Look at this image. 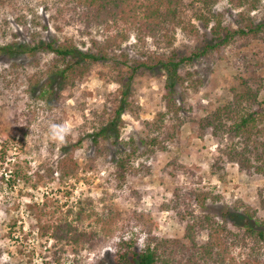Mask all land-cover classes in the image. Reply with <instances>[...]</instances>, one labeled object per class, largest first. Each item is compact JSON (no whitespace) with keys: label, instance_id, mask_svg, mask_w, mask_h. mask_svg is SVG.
I'll list each match as a JSON object with an SVG mask.
<instances>
[{"label":"rangeland","instance_id":"1","mask_svg":"<svg viewBox=\"0 0 264 264\" xmlns=\"http://www.w3.org/2000/svg\"><path fill=\"white\" fill-rule=\"evenodd\" d=\"M214 11L222 25L231 28L242 24L239 13L246 12L232 9L225 0L218 1ZM184 14L197 26L198 36L177 27L166 47L158 38L138 40L121 25L108 31L102 25L86 27L59 0L0 1V46L20 49L12 55L0 54V264H115L119 238L134 240L137 248L143 247L148 232L160 238H181L180 216L209 214L220 220L226 208L253 212L264 221L263 177L240 172L235 163H221L218 175L211 170V164L223 158L221 150L244 146L242 138L225 132L200 137L197 126L199 119L230 100L228 90L237 77L264 80V36L244 43L236 39L180 65L182 79L172 97L185 121L167 151L152 154L139 144L140 138L148 136L144 122H154L158 113L165 114L163 124L174 122L165 97V72L159 68L137 71L133 77L117 136L107 134L98 148L89 137L108 123L117 105L125 66L117 67L113 60L126 58L131 63L172 54L180 58L203 44L214 22L204 29L190 10L185 8ZM249 15L256 21L264 19V0ZM121 32L124 39L110 41ZM54 39L93 52L109 42L106 54L113 60L97 62L61 81L55 79L48 87L52 55L21 50ZM258 99L264 100V89ZM262 128L264 123L257 130ZM261 135L252 134L247 140L252 163L264 149L258 144L264 141ZM130 138L138 147L131 173L124 181H115L114 161L122 151H131ZM15 164L20 175L10 182ZM80 204L98 214L106 207L115 211L111 235L91 247H73L55 242L47 230L37 227L36 216L41 224L49 223L55 205L59 216ZM161 206L166 208L160 210ZM139 213L148 214L149 223H138L134 218ZM93 224L91 217L81 228L90 231Z\"/></svg>","mask_w":264,"mask_h":264},{"label":"trees","instance_id":"2","mask_svg":"<svg viewBox=\"0 0 264 264\" xmlns=\"http://www.w3.org/2000/svg\"><path fill=\"white\" fill-rule=\"evenodd\" d=\"M218 1L220 0H59L75 17L76 22L86 27L102 25L108 31L112 26L121 25L133 32L138 40L145 36L158 38L166 47L171 45L172 34L177 27L190 36H198L197 26L189 19L185 20L184 9L187 8L204 29L208 28L209 22H214L208 28L203 44L190 56L176 58L172 54L167 57L155 56L149 61L128 63L126 58H123L120 62H115L106 54L107 47H111L109 42L106 47L97 48L93 52L91 49L82 50L71 41L57 39L40 41L36 46H22L21 51L33 53L39 50L52 55V77L48 80V87L55 79L61 81L71 74H82L91 65L106 59H112L117 67L125 66L120 72V94L116 96L117 105L112 118L105 126L89 135L96 148L101 140L106 139L107 134L114 133L113 135L117 136L118 121L127 106L130 83L137 71L162 69L166 76L165 97L170 101L173 111L171 119L174 122L170 125L163 124L165 114L158 113L154 122H144L148 136L140 138L139 144L152 154L165 152L169 144L176 140L177 129L185 121V118L178 114V110L182 108L176 105L172 97L177 81L182 79L179 74L180 65L232 44L236 39L244 43L249 39H262L264 36V19L256 21L249 15L251 11L258 9L263 0H225L232 9L246 10L239 13L242 24L238 23L235 28L224 26L221 20L217 19L214 7ZM124 38L121 32L109 39L113 42ZM18 50L20 49L9 45L0 46V54L12 55L18 53ZM261 89H264V80L237 77L236 84L228 90L230 100L197 122L198 130H201L200 137L208 132L215 137L220 132H225L243 140L244 146L241 148L230 145L219 152L223 158L216 159L211 164V170L217 175L221 163H235L240 172L264 178V149L256 153L252 163L250 151L246 146L252 134L263 133L261 136H264L263 128V131L257 130L258 125L264 123V100L258 99ZM258 144L264 146V141ZM128 145L131 151H122L114 161L115 181H124L131 173L132 161L138 147L133 138L129 139ZM19 171V164L13 165L8 181H15L20 175ZM262 203L264 208V199ZM165 208L166 206L159 207L160 210ZM57 212L55 205L51 220L47 224H41V218L37 215L36 225L41 231L47 230L50 237L59 244L91 247L94 241L111 235L116 227V212L109 207L104 208L100 214L91 207L83 208L81 204L75 211L67 210L56 216ZM148 216L139 213L134 219L140 224L149 223ZM91 217L94 219L93 228L85 231L81 224ZM219 218L220 220L209 214L180 216L179 222L184 223L181 238H160L148 232L142 248H137L134 240L121 237L115 244V264H264V221L256 218L253 212H238L227 208ZM229 224L236 230L229 228Z\"/></svg>","mask_w":264,"mask_h":264}]
</instances>
